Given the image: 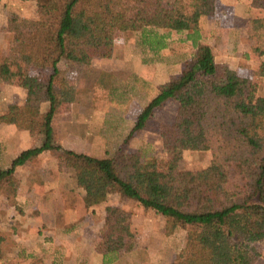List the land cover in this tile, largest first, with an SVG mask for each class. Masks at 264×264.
<instances>
[{
  "label": "trees",
  "instance_id": "1",
  "mask_svg": "<svg viewBox=\"0 0 264 264\" xmlns=\"http://www.w3.org/2000/svg\"><path fill=\"white\" fill-rule=\"evenodd\" d=\"M37 2V18L27 23L8 20L14 34L8 57L0 60V83L12 80L10 62L20 65L27 91L24 105L9 103L0 111V125H13L42 135V146L24 151L10 168H0V193L17 206L16 186L5 180L18 167L44 152L62 151L73 170L83 203L91 209L114 191L146 210L193 227L185 246L171 264H253L249 243L264 240V96L253 99V81L219 62L212 44L203 40L201 19L215 15L217 0H20ZM251 52L261 59L255 75L264 78V0L247 9ZM117 32L138 34V43L153 54L169 46L175 32L194 49L179 75L158 87L155 97L137 117L127 141L139 135L166 103L178 104L172 124H162L164 164L149 162L124 147L99 158L55 144L54 119L63 103H73L72 90L58 89L55 75L62 61L89 65L94 59H114ZM54 70L48 79L32 69ZM183 151L211 152V164L199 170L176 167ZM238 181H232L230 165ZM0 235V262L6 257ZM135 247L128 214L108 205L104 231L96 252L101 264H115ZM82 264V263H80ZM85 264V263H84Z\"/></svg>",
  "mask_w": 264,
  "mask_h": 264
},
{
  "label": "rangeland",
  "instance_id": "2",
  "mask_svg": "<svg viewBox=\"0 0 264 264\" xmlns=\"http://www.w3.org/2000/svg\"><path fill=\"white\" fill-rule=\"evenodd\" d=\"M222 1L226 3V0ZM233 1H239L235 21L230 22L234 24L233 29H220V36L217 37L220 22L215 19V15L212 18L204 17L201 27L203 40L214 46L219 62L231 60V54H235L237 68L244 74L242 77L253 81V99H256L264 96V78L255 75L262 61L251 52L248 36L246 18L252 0ZM164 5L173 9L176 3L175 0H165ZM37 9L35 1L0 0V60L9 56L13 46L14 34L6 31L8 20L14 18L27 23L37 18ZM185 38V35L173 32L168 40V48L153 54L138 43V34L117 32L115 48L120 55L118 58L94 59L89 65L62 61L55 75V86L72 90L75 101L63 103L55 116V144L65 150L99 158L112 156L124 147L130 153L144 155L149 162L158 166L164 164L166 154L160 127L174 122L178 108L176 102L166 103L139 135L129 141L127 139L137 117L155 97L158 87L172 76L179 75L185 60L191 56L194 49L190 42L184 41ZM218 38L221 43H217ZM228 50H231L230 55ZM10 67L12 80L0 83V111L9 103L24 105L27 98V91L19 76L20 65L10 62ZM53 73L51 68L31 71L33 76L42 79L50 78ZM17 133L15 129L0 132V140L4 142L5 148H14L15 144L22 142V139H17ZM32 136L33 148L43 145L44 136ZM3 161L0 160V168H10V163L7 165ZM211 161V152L183 151L177 158L176 167L180 170H199L208 167ZM17 170L5 180L3 186H16L18 207H21L13 209L7 196L0 193V226L9 228L12 222L18 221L17 217L20 220L21 217L25 218L23 210L35 206L36 215L45 222L40 224L43 238H38L34 245L26 241L25 232L20 234L19 240L24 242L22 246L34 250L31 251L34 259L5 261L1 264H101V256L96 248L104 231L108 205L118 206L128 214L135 233L134 250L115 264H171L185 246L187 233L193 230L191 226L174 223L152 210H146L136 201L114 191L108 202L87 209L82 191L77 187L75 174L66 167L62 151L55 149L44 152L38 159ZM230 173L232 181L239 180L236 165H230ZM45 178L47 182L43 181ZM23 181H30L34 190L22 188L20 185ZM19 192L23 195H19ZM73 223H80L76 232L80 241L76 243L75 239L64 238L62 232L54 230L59 225L71 226ZM22 230L20 228L19 233ZM15 240L10 238L6 241L8 249H14L12 242ZM66 244L68 249L65 248ZM247 250L254 262L259 260V264H264V240L249 243ZM9 254L11 256L12 252ZM60 256L65 260H61Z\"/></svg>",
  "mask_w": 264,
  "mask_h": 264
},
{
  "label": "crops",
  "instance_id": "3",
  "mask_svg": "<svg viewBox=\"0 0 264 264\" xmlns=\"http://www.w3.org/2000/svg\"><path fill=\"white\" fill-rule=\"evenodd\" d=\"M221 3L223 4L222 0H217L215 16H214L215 19L220 22L219 26L217 27V29H219V32L217 33V37L220 36L221 30L226 29V28L227 29H233L234 24H232L230 22L235 21V16L237 13L239 1L226 0V3L222 5L223 7H221ZM247 5L250 6V4H247ZM203 19H204V17L201 19V27H202V20ZM226 22H228V24H225ZM215 31L217 32V30H215ZM217 43H221L219 38H218ZM224 44H226V42ZM231 50H232V48H231ZM231 50H228L229 55L231 53ZM231 56L233 58L231 60L230 59L225 60V62L228 63L230 65V67L233 70H235L239 75L243 76L244 74H242L239 71V69L237 68V63H235V59H236L234 57L235 54L232 53ZM26 95H27V92H26ZM8 129H15V131L18 132L17 133V139H22V142L15 144L14 148H5L6 146H5L4 142L0 140V160L4 159L5 160V161H3L4 164L8 165L10 163L9 165H11L12 162L16 158H18L24 151L33 148L34 141H33L32 134L28 131L19 130L13 125H0V132L8 130ZM5 168H7V167H5ZM17 169H16V171H18ZM16 171H15V173H16ZM43 181L47 182V178H45ZM64 181H65V178H64ZM20 186L22 188L26 187L27 191L30 189L34 190V186H30V181H27V182L23 181V183H21ZM65 186H66V183H64V188H65ZM19 195L22 196L23 194L19 192ZM27 195H29V193H27ZM19 200H20V197H19ZM19 207H21V206H19ZM19 207H18V205L16 207L12 206V208L15 210L19 209ZM93 208H91V209H93ZM22 212H23V216H25V218L21 217L22 220L18 219V217H17L16 220H18V221H15V223L12 222V224L9 228L2 226V225L0 226L1 227L0 228V235L3 236L4 238H6V241H8L10 238H13V240L16 239L14 242H12V247H14V249H11V250L7 248V245L5 244L6 241L4 242L3 248L6 249V257L4 258L3 261L0 262V264L5 262V261L17 262V261H21V260L23 261L25 259H27V260H33L34 259V254H33V252H31L34 250L30 251V249L28 250L27 246H22V244H24V242L19 240L20 234L26 233L25 234L26 241L29 242L30 244H34V245L37 242L38 238H40V237H41L40 239L43 238V235L41 234V231L43 229H41L40 224H44L45 222L41 221L40 218L36 215L37 208L35 206H31V207H28L27 210H23ZM24 213H26L27 215H24ZM79 224L80 223H78V225L76 223H73L71 226L59 225L54 230L57 231L58 233L62 232L64 234L63 235L64 238L66 237V238L72 239L73 241L75 239V243H76V242L80 241L79 240V234L77 235V233H76L78 228H79ZM65 227H68V228H65ZM20 228L23 229L22 233H19ZM82 231H84V230L82 229ZM65 248L68 249L67 244L65 245ZM10 251L12 252L11 256L9 254ZM8 256H10V257H8ZM60 259L65 260L62 256H60ZM263 261H264V259H263ZM253 264H259V260L255 261Z\"/></svg>",
  "mask_w": 264,
  "mask_h": 264
}]
</instances>
